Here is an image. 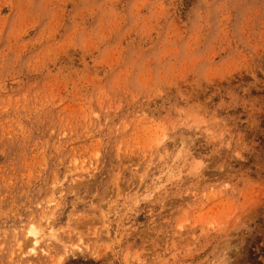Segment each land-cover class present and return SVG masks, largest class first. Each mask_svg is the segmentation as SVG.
Instances as JSON below:
<instances>
[{"label": "rangeland", "instance_id": "1", "mask_svg": "<svg viewBox=\"0 0 264 264\" xmlns=\"http://www.w3.org/2000/svg\"><path fill=\"white\" fill-rule=\"evenodd\" d=\"M0 264H264V0H0Z\"/></svg>", "mask_w": 264, "mask_h": 264}, {"label": "bare ground", "instance_id": "2", "mask_svg": "<svg viewBox=\"0 0 264 264\" xmlns=\"http://www.w3.org/2000/svg\"><path fill=\"white\" fill-rule=\"evenodd\" d=\"M194 169L195 170H198L199 169V162L197 161V164H195V167H194ZM35 239H37V237L35 238ZM38 240V239H37ZM37 240H35V243L37 242ZM34 242V241H33ZM32 242V243H33ZM37 243H39V242H37ZM33 245H35L34 243H33ZM33 247V246H32Z\"/></svg>", "mask_w": 264, "mask_h": 264}]
</instances>
